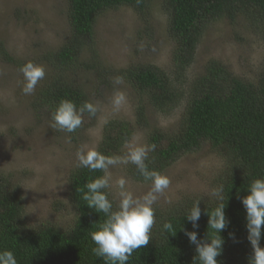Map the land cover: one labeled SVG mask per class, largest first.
<instances>
[{"label":"trees","instance_id":"trees-1","mask_svg":"<svg viewBox=\"0 0 264 264\" xmlns=\"http://www.w3.org/2000/svg\"><path fill=\"white\" fill-rule=\"evenodd\" d=\"M149 1L67 0L69 35L57 50L46 53L45 59L58 71L76 69L73 61L79 62V57L93 43L94 23L100 12L125 5L144 15ZM161 2L168 19V33L176 45L172 58L174 68L166 74L154 65H131L120 72L131 88L143 95L145 105L156 111L168 114L177 106H183L176 129L149 131L146 145L154 144L156 148L149 152L145 163L149 170L161 173L180 154L208 143L223 162L215 183L224 187V211L230 221L220 233L224 244L217 260L219 264H249L252 248L246 238L245 209L240 197L248 194L253 179L264 176V54L253 79L235 75L218 61L207 62L191 81H186L182 72L192 64L194 50L212 19L223 16L232 19L242 12L259 15L264 40V0ZM0 58H10L1 43ZM96 61L93 58L89 64L83 63L84 69L103 72L105 67ZM62 99L73 101L77 107L90 102L83 89L68 78L56 76L34 94L33 103H44L53 113ZM144 117V106L138 104L134 123L125 119L108 120L102 127L98 151L117 156L133 131L143 124ZM127 172L135 180L146 181L132 163ZM101 175V171L92 172L77 166L73 169L68 177V195L75 218L65 229L54 225L28 226L22 216L20 192L8 189L7 181L0 175V251H13L18 264H106L103 258L93 254L95 244L91 239V233L103 223L105 216L89 209L82 200L86 182ZM193 203L190 201L187 208L176 211L166 209L153 226L148 244L133 252L127 264H199L195 259V245L185 231H196L198 240H206L207 232L212 234V230H208L207 211L214 209L217 201H199L201 215L196 229L184 217ZM165 222L172 223L175 233L163 230ZM229 233H234L236 240L231 239ZM260 244L264 246V225Z\"/></svg>","mask_w":264,"mask_h":264},{"label":"rangeland","instance_id":"rangeland-1","mask_svg":"<svg viewBox=\"0 0 264 264\" xmlns=\"http://www.w3.org/2000/svg\"><path fill=\"white\" fill-rule=\"evenodd\" d=\"M249 16L242 12L232 19L223 16L209 21L192 64L182 72L186 81L201 73L209 61L220 62L237 76L255 77L264 54L263 25L259 15ZM167 21L161 0L149 1L144 15L125 5L104 10L95 20L93 43L79 62L73 61L76 69L58 71L45 55L57 50L69 35L67 0H0V43L10 55L0 58V175L8 189L20 192L22 216L28 226L70 227L75 212L68 195V177L77 166V151L97 147L108 120L125 119L132 124L138 104L144 106L145 121L116 157L126 156L130 144L146 145L154 128L170 132L177 128L183 106L168 114L156 111L145 105L143 95L120 74L131 65H154L169 74L174 68L176 45ZM93 58L105 67L103 72L84 69ZM28 61L42 64L46 70L32 95L22 92L20 69ZM56 76L83 89L97 109L95 115L83 114L82 126L72 133L52 127V111L44 103H33L34 94ZM118 76L123 83L116 85L113 80ZM118 94H123L125 101L117 110L113 100ZM129 164L110 168L112 186L106 191L114 207L119 202L115 181L120 177L127 180L128 189L136 196L151 188L150 181L135 180L127 172ZM222 167L221 157L208 143L180 154L161 172L171 183L154 205L155 224L166 209L187 208L190 201L201 198L202 202L213 200L208 193L216 187Z\"/></svg>","mask_w":264,"mask_h":264},{"label":"clouds","instance_id":"clouds-1","mask_svg":"<svg viewBox=\"0 0 264 264\" xmlns=\"http://www.w3.org/2000/svg\"><path fill=\"white\" fill-rule=\"evenodd\" d=\"M23 76L22 92L32 95L38 83L45 78L44 65L32 61L26 62L20 69ZM114 84L123 83L122 77H115ZM125 101L123 94H118L113 100V106L117 110ZM97 109L91 102H85L82 106L67 99H62L52 113V127L75 132L83 124V114L95 115ZM156 145H129V150L124 157L108 156L97 147H82L77 151V167L87 168L89 171H101L103 175L86 182L82 190V200L89 209L97 213H103L105 219L96 231L91 233V239L95 244L93 254L103 258L106 264H127L133 252L148 244L151 239V231L155 224V208L160 195L164 194L170 186V178L154 170H149L145 161L149 152L155 151ZM132 163L136 165L140 174L146 181L151 182L150 190L142 196H136L127 187V180L120 177L115 181L119 189V202L114 207L109 199L106 189L112 186L110 168L117 164ZM248 194L240 197L245 209V228L247 240L252 248L249 264H264V246H261L262 225H264V176L251 181L247 189ZM208 197L217 201V205L208 215V230L206 240H198L196 231H185L189 241L195 245V259L199 264H219L217 257L222 254L224 239L220 233L230 223L225 215V197L223 185H217L210 189ZM202 199V198H201ZM194 201L192 207L184 216L192 224L193 229L198 228L201 215L199 201ZM163 230L175 233L171 222L163 224ZM229 237L236 240L234 233ZM0 264H18L15 254L11 250L0 251Z\"/></svg>","mask_w":264,"mask_h":264}]
</instances>
